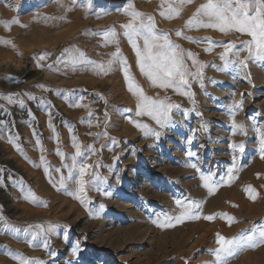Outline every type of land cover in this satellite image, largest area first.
<instances>
[{"label": "rangeland", "instance_id": "1", "mask_svg": "<svg viewBox=\"0 0 264 264\" xmlns=\"http://www.w3.org/2000/svg\"><path fill=\"white\" fill-rule=\"evenodd\" d=\"M160 2L134 0L139 11L154 16L158 29L169 32L173 41L196 53L207 65L204 87L197 81L191 84V91L195 93L193 104L187 96L172 89L152 87L139 71L135 51L120 35L122 54L146 94L160 98L168 96L172 103L181 106L173 110V124L165 129H160L147 116L136 115V98L127 90L119 68L104 76L88 69L73 72L61 68L57 72L47 67L65 48L72 47L79 48L94 61H107L116 45L104 46L102 33L110 28L122 33L121 25L127 23L129 17L119 10L127 6L126 0H77L75 6L72 0H62L65 6L72 8L71 11H65L56 0H0V22L19 21L7 28L0 23V95L30 92L37 97L29 100L22 95L27 106L23 109L0 99V105L10 112L5 115L0 109V120L5 121L0 125V169L4 170L0 175L3 180L0 213L10 224L21 229L29 224L61 226L50 237L49 249H45L40 246L39 238L34 246L29 245L22 231L12 235L3 231L0 222V264H18L7 252L38 258L44 264H214L209 250L217 247V233L231 238L264 229V160L259 156L257 135L252 128L253 123L264 126V61L250 60L246 70L233 66L220 71L223 67L219 56L222 47L205 52V42L195 43L177 37L175 31L180 29L185 36L201 41L211 37L217 43L235 42L237 47L250 37L235 32L225 35L213 29H185V22L206 0H193L192 4L184 6L179 17L171 20L159 15ZM61 16L64 19H60ZM45 53L47 58L40 60L39 56ZM246 55V52L241 53L242 57ZM187 63L191 66L190 60ZM24 70L26 75L22 73ZM245 72L250 73V82L245 78ZM39 84L51 91L36 87ZM64 94L68 100L63 98ZM241 94H244V105L235 119L247 126L246 136L233 135L229 114V106L239 101ZM41 97L54 106L51 122L59 141L48 126L49 112L41 105ZM80 97L84 98L80 102L89 107L69 106V101L75 102ZM29 109L34 118L29 116ZM89 110L94 113L91 127L86 122L81 123L82 119H87ZM126 117L160 131L159 139L145 136ZM105 130L109 137L116 138V146H112L108 138L102 136L97 140L96 136L89 135ZM73 134L82 147L94 145L98 149L87 161L89 164L99 161L100 166L95 168L99 179L95 187L89 188L86 205L66 194L65 190L58 191V184L54 188L40 165L43 155L54 180L58 181L60 177L56 168L66 176L64 163H70L71 154L75 152L71 141ZM10 136L18 137L16 143L22 152L9 143ZM37 138L43 151L36 144ZM233 142L246 145L245 152L237 154L239 170L232 181L222 184L210 195L202 186L200 172L185 165L196 163L202 172L211 170L214 178L219 180L226 176L232 165L230 145ZM102 145L107 146L101 148ZM57 148L66 154L64 161L56 155ZM188 151L197 155L189 158ZM21 183L31 188L47 207L26 201L17 187ZM249 185L258 193L255 200L245 191ZM67 187L74 190L75 186L69 182ZM176 199L203 201L202 215L226 213L234 217L235 222L229 226L226 219L217 216L211 221L203 218L186 220L175 227L161 228L154 224L152 221L157 216L179 214ZM63 226H68L66 240ZM76 244L80 245L81 251L73 255L72 248ZM50 251L57 255H50ZM245 261L247 264H264V244L239 252L228 264H245Z\"/></svg>", "mask_w": 264, "mask_h": 264}, {"label": "snow or ice", "instance_id": "2", "mask_svg": "<svg viewBox=\"0 0 264 264\" xmlns=\"http://www.w3.org/2000/svg\"><path fill=\"white\" fill-rule=\"evenodd\" d=\"M57 4L65 11H71V7H67L62 3V0H56ZM127 6L119 11H122L124 15L129 17L127 23L121 25L122 33H118L115 28H110L102 33L104 46L108 44L116 45V50L109 54V59L104 62L94 61L86 56V54L79 48H65L53 64L48 65L49 70L61 71V68L70 69L75 72L78 69H88L93 71L96 75H108L119 68L122 71L127 90L136 98V115L147 116L160 129H165L173 124L172 112L173 110L180 109V105L172 103L168 96L163 98L152 97L146 94L144 88L137 82L136 78L130 71V65L127 59L123 56L120 49V35L122 34L135 51L137 57V65L140 73L146 77L152 87L162 90L172 89L175 93L187 96L193 104H195V93L191 91V84L193 81L200 83L201 87H204V68L207 66L204 62H201L197 58V54L185 50L180 44L173 41L169 32L160 30L157 28V23L153 15L141 12L137 9L134 0H126ZM193 0H161L159 15L165 19H174L179 17L184 10L185 5H190ZM77 0H72V5L75 6ZM107 14V13H105ZM99 18V17H98ZM47 19V17H46ZM54 19V17H53ZM60 19H64L63 16ZM4 23L7 28L11 23H19L14 19L10 22ZM24 26V25H21ZM185 29H213L227 35L228 33L235 32L245 34L250 39L241 41L239 47L235 42L217 43L212 40L211 37H204L203 41L191 36H185L184 32L180 29L175 31L177 37H183L186 40L195 43L205 42L207 47L204 48L205 52H211L215 47H222L223 52L219 54L220 59L223 61V67L220 71H227L233 66L239 67L241 70L248 68V61H264V0H206L205 3L199 5L195 12L185 22ZM4 43H10V41H3ZM14 46V45H13ZM242 52H246V56H241ZM47 53L39 56L40 60L47 58ZM191 61V66L187 61ZM66 74V73H65ZM250 73L245 72V78L249 79ZM250 82V79H249ZM45 91H51L43 84L36 85ZM61 92L63 90H60ZM27 96L29 100H36L37 97L30 93H10L6 96L0 95V99L7 101L8 105H19L20 108H26L25 100L21 98ZM241 94L239 101H234L229 106V114L232 118V133L235 135L239 133L241 135H247V126L238 122L235 117L238 111L243 109L244 100ZM63 98L68 100L67 94L63 95ZM84 98L80 97L77 101H69L71 107H89L82 104ZM41 105L46 106V110L49 112L48 126L55 134V139L59 141V135L56 133L55 126L51 122V108L54 107L50 102L40 98ZM107 101L105 100V104ZM0 109L4 110L5 115H10V112L3 105H0ZM119 111V109H117ZM125 111H130L125 109ZM199 115V113H198ZM29 116L34 118V114L29 109ZM94 113L89 110L86 120L82 119L81 123H87L89 127L92 126V117ZM105 124L107 127L108 113L105 110ZM129 121L139 130H141L145 136H154L159 139L161 133L151 128L146 123L132 120L130 117H126ZM5 121L0 120V125H3ZM14 125V122H13ZM253 130L257 135L258 141V153L262 160H264V126L257 123H253ZM70 132L72 131L69 126ZM35 135V132H34ZM89 135L96 136L99 140L102 136L108 138L112 146L118 144L115 137H109L108 132L105 130L102 133H89ZM17 136H10L9 143H13L17 150L22 152L19 144L16 143ZM72 146L75 149L74 154H71L70 163L65 162L64 167L67 168V175L65 176L60 168H56L55 171L60 173L59 180L56 181L52 177V172L48 166L46 158L40 156V165L43 166V171L49 179V183L54 188L59 187L57 190H65L66 194L73 196L79 200L81 204H87V192L90 187H95L96 180L99 179L95 168L100 166V162L96 161L94 164H89V155H94L98 151L94 145H88L82 147L76 135L71 136ZM189 143L191 140L189 139ZM37 146L43 151L41 141L39 138L36 140ZM107 145H102L101 148ZM231 149L233 151L232 165L227 169L226 176L220 177L219 180L214 178L215 174L209 170L208 173L202 172L196 163H188L185 166L196 169L200 172V179L202 186L207 189L208 193L214 194L215 191L224 183H228L235 178V173L238 168V155H242L246 150L244 142L231 143ZM56 155H58L62 161L65 160L66 154L59 148L56 149ZM186 155L191 158L197 154L193 151H188ZM118 159V157H114ZM37 166V165H33ZM3 169H0V175L3 173ZM74 184V190H68V183ZM0 184H3V180L0 179ZM23 193V198L38 206L47 207V204L40 200L39 197L32 191L31 188H26L23 183L17 185ZM99 191V188L96 189ZM249 198L255 200L258 193L255 188L248 186L245 189ZM109 195V193H105ZM175 204L179 209L178 215L157 216L152 222L158 227L167 228L175 227L176 224L185 222L186 220H199L201 218L211 221L217 216L227 220L229 226L235 222V218L226 213H215L213 215H202L203 201H195L192 199H176ZM103 209V205L100 206ZM2 208V206H0ZM0 222L3 223V231L9 232L12 235L23 232L29 245L34 246V242L39 238L42 246L45 249H49L50 237L56 233V230L60 228V225L49 223L47 225L29 224L27 227L21 229L15 225L10 224L7 218L0 213ZM65 231V240L67 239V227L63 226ZM260 244H264V229H260L258 233L253 232L249 235L240 234L234 237H225L224 235L216 234L217 247L209 250L210 254L214 257V264H228L230 258H234L239 252L248 248H255ZM5 248L7 246H4ZM81 251L80 245L76 244L72 248L73 255H78ZM18 264H44V261L38 258H29L22 253L7 252ZM50 255L55 256V251H50Z\"/></svg>", "mask_w": 264, "mask_h": 264}, {"label": "bare ground", "instance_id": "3", "mask_svg": "<svg viewBox=\"0 0 264 264\" xmlns=\"http://www.w3.org/2000/svg\"><path fill=\"white\" fill-rule=\"evenodd\" d=\"M19 42H20V41H19ZM21 43H22V41H21ZM1 61H2V60H1ZM2 62H4V60H3ZM4 64H5V63H4ZM13 68H14V67H13ZM22 73L25 74V75L27 74L26 70H24ZM12 74H13V73H12ZM9 88L11 89V87H9ZM9 88H8V89H9ZM219 95H220V94H219ZM226 105H227V104H226ZM175 122H176V121H175ZM249 132H250V131H249ZM220 134H221V133H220ZM215 139H217V138H215ZM212 141H213V140H212ZM220 141H221V140H220ZM210 144H211V143H210ZM216 145H217V144H216ZM182 160H184V159H182ZM189 163H190V162H189ZM255 163H256V162H255ZM180 167H182V165H181ZM221 167H222V166H221ZM169 168H170V167H169ZM175 168H176V167H175ZM181 169H182V168H181ZM170 170H171V169H170ZM174 171H175V170H174ZM163 173H164V171H163ZM167 173H168V172H167ZM176 174H177V173H176ZM241 177H242V176H241ZM169 180H171V179H169ZM165 182H166V181H165ZM147 189H148V188H147ZM151 191H152V190H151ZM151 196H152V195H151ZM153 197H154V196H153ZM218 200H219V199H218ZM158 201H159V200H158ZM219 202H220V201H219ZM217 205H218V204H217ZM166 206H167V205H166ZM126 207H127V206H126ZM260 212H261V211H260ZM37 213H38V212H37ZM261 213H262V212H261ZM253 218H254V217H253ZM153 219H154V218H153ZM148 221H149V220H148ZM150 223H151V222H150ZM207 228H208V227H207ZM111 230H112V229H111ZM113 230H114V229H113ZM139 230H140V229H139ZM206 230H207V229H206ZM114 231H115V230H114ZM114 231H113V232H114ZM118 232H119V230H118ZM121 232H122V231H121ZM205 232H206V231H205ZM107 233H108V232H107ZM110 234L113 235V233H111V232H110ZM115 234H117V233H115ZM119 234H120V233H119ZM140 234H141V233H140ZM100 236H101V235H100ZM107 237H108V236H107ZM107 237H106V238H107ZM109 237H110V236H109ZM125 237H126V236H125ZM112 239H113V238H112ZM103 240H104V239H103ZM109 240H110V239H109ZM114 241H115V240H114ZM139 241H141V240H139ZM137 242H138V241H137ZM198 242H199V241H198ZM105 244H106V243H105ZM195 246H196V245H195ZM195 246H194V247H195ZM261 252H262V251H261ZM256 253H257V252H256ZM246 254L248 255V253H246ZM242 255H243V254H242ZM247 255H246V256H247ZM256 255H257V254H256ZM257 256H258V255H257ZM249 257H250V256H249ZM250 258H251V257H250ZM243 259H245V258H243ZM243 259H242V260H243ZM243 261H244V260H243ZM262 263H263V262H262ZM236 264H237V263H236ZM245 264H247L246 261H245Z\"/></svg>", "mask_w": 264, "mask_h": 264}]
</instances>
